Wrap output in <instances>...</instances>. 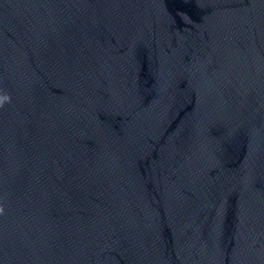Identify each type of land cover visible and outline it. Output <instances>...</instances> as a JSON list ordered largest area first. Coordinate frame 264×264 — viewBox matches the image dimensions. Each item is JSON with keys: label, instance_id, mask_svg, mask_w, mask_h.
Listing matches in <instances>:
<instances>
[{"label": "water", "instance_id": "obj_1", "mask_svg": "<svg viewBox=\"0 0 264 264\" xmlns=\"http://www.w3.org/2000/svg\"><path fill=\"white\" fill-rule=\"evenodd\" d=\"M0 264H264V0H0Z\"/></svg>", "mask_w": 264, "mask_h": 264}]
</instances>
